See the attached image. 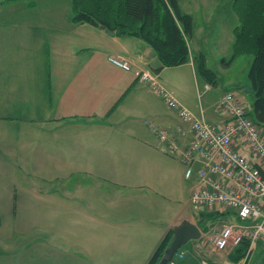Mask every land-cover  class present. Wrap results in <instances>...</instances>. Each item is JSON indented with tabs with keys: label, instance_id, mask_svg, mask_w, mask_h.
<instances>
[{
	"label": "crops",
	"instance_id": "crops-1",
	"mask_svg": "<svg viewBox=\"0 0 264 264\" xmlns=\"http://www.w3.org/2000/svg\"><path fill=\"white\" fill-rule=\"evenodd\" d=\"M2 2L3 0L0 1V3ZM29 6L33 7V5ZM4 18L0 19V36L6 33L9 37L10 40L6 46L13 48L11 53L17 49H24L28 52L23 53V55L40 59L42 58L41 52H47L46 49L48 48L56 56H53L54 65L50 66V71H53L52 74L49 72L48 66L43 68L39 64V68L35 69V64L32 62L29 64V68L16 75L17 72L14 70L16 64L10 62L11 74L7 76L3 71L2 63L0 64V98L2 99L0 119L3 123L15 121L17 126L19 123L20 126H28L24 134L38 130V135H48L49 143L47 146L52 164L57 163V153L64 148L69 149L70 147L71 151L76 150L77 164L74 166L85 168L84 170L88 171L89 176L97 184L108 185L111 182L114 187L110 186L109 188L115 189L116 197L120 200L119 206L122 205L127 210L137 208L136 201L133 200L128 186L132 183L131 178L136 177L133 174V168L136 164L130 161L131 164L126 167V174H123L122 170L114 168L116 163L123 164V162L119 159L107 160V151L115 150L117 142L107 145L112 141L108 142L98 137V145L95 147V141H93L95 139L92 142L88 135L94 134L103 137L110 134L112 138L116 139L117 135H122L123 132L133 136L134 131L140 130L142 127L153 132V128L146 123L150 118L151 124L156 128L171 131L172 139L181 141L182 145H185L192 138V132L187 122L181 120L177 111L167 106L165 101L155 94L146 83L139 81L136 71L155 70L163 82L161 74L166 69H172L171 74L169 73L170 81L163 82V86H167L165 88L182 106L190 110L194 116H204L208 121L214 123L221 124L228 121L227 115L220 106L219 98L216 101L214 97L213 103L209 98L201 99V94L207 92L208 89L200 88L199 83L195 80V92L198 99L195 102L192 81L186 88L183 86L188 80H184L186 78L179 69L193 73L195 67L193 57L196 56L197 51L202 54L201 49L197 46L193 51L190 39L188 44L191 59L188 62L171 67L164 66L156 71L160 64L157 55L149 45L137 36H120L115 30H113L114 34L112 35L99 25L70 20V24L65 21L66 27L63 33L65 36L58 37L54 35L52 26L46 20L39 21L33 18V21L29 22L25 17H19L20 20L18 21ZM193 36L194 27L191 38ZM0 39L3 40L2 37ZM15 47L19 48L16 49ZM9 55L4 54L3 57H7L10 61L12 58ZM109 56L128 59L131 69H114L108 64ZM110 71L118 74L110 73ZM228 90L224 89L223 93ZM114 100H118V103L113 109H110ZM253 100L254 94L250 101L251 108L247 109L244 106L250 114L254 111ZM163 104L167 108H163ZM121 125H126V128L121 127ZM260 126L264 136V125ZM153 135L159 141L155 132ZM61 140H65V143H60L58 146V141L61 142ZM137 142L142 144L141 150L156 153L161 148L168 155L160 142V147H157L158 145L154 146L153 142L132 139L131 146L134 147ZM29 147L37 149L41 147V144L38 145L35 140L31 139ZM8 150L11 151L12 149L8 147ZM240 152L251 160H256L246 146L241 145ZM69 161L71 162L70 159ZM180 162L183 163L182 160ZM109 163L112 166H109ZM50 179L49 182L55 185L49 191H44L41 197L48 198L54 195L63 198L68 196L73 206L71 211L75 216L78 215L80 211L76 209L77 204L73 203L76 198L72 191L63 188L64 186H60L62 188L60 191L57 186L58 182L53 178ZM163 197L159 198V201L162 202ZM85 204L87 208L81 209L83 217L88 216L101 220L103 229L106 225L115 228L114 231H109L112 233V237H110L113 239L112 244H106L104 240L97 237H82L86 234L81 228L82 221L79 222V219H76L78 220L76 225L68 226L62 223V227H55V231L45 226L46 231L51 232L50 234L44 233L42 229H36L35 241L27 242V244L34 242L33 264H123V258L132 254L145 253L147 246H149L148 252L150 248L153 252L154 242L146 241L141 237V234L144 236V229L147 225L143 221L140 222L141 217L132 218L131 222L107 223L106 219L109 217L101 213L102 210H99L98 206L89 203L88 197H86ZM100 204L102 205L101 202ZM211 210V214L225 212L222 208ZM202 211L209 212L207 209ZM226 213L230 214L231 219L232 214L227 210ZM184 219L189 220L199 228L200 237L186 242L180 248L179 253L175 255L173 263L168 264H201L202 261H206V264H240L242 258L236 259L234 252L236 247L230 246L226 250H217L214 246L213 237L222 225L216 227L212 233L206 234L199 225V220L194 216L177 215L172 219L163 221V236L168 231L172 232V228ZM159 228L162 229L160 226ZM58 231L68 232L67 236L70 237L60 233L57 236L53 234V232ZM141 248L143 249L141 250ZM3 254L5 253L0 251V264H9L10 261H7ZM259 255L264 260V246L256 243L245 264H248L252 256L255 258ZM147 256L148 254L143 255L142 258H137L134 264H145L148 260Z\"/></svg>",
	"mask_w": 264,
	"mask_h": 264
},
{
	"label": "rangeland",
	"instance_id": "rangeland-1",
	"mask_svg": "<svg viewBox=\"0 0 264 264\" xmlns=\"http://www.w3.org/2000/svg\"><path fill=\"white\" fill-rule=\"evenodd\" d=\"M177 1L182 11L189 13L193 20L194 36L189 38L191 48L193 51L195 46L201 49V53L206 60V66L212 69L216 78V82L209 83L196 67H194L193 73L179 69L186 78L184 80H188L183 86L186 88L189 82L192 81L195 102L198 100L195 92V80L199 83L200 88L204 87L205 84L209 85L208 91L201 94V99L209 98L211 103H213L214 97L216 101L221 98L224 89H229V91L234 92L247 109H250V101L254 92L252 90L247 91L243 86L249 85L248 70L252 55L241 54L231 59L233 29L239 24L232 4L234 0ZM29 5H33V7ZM73 15L71 0H3L0 3V19L7 17L4 19L9 18L18 21L20 20L19 17H25L29 22H32L33 18L39 21L46 20L52 26L54 35L58 37L65 36V34L63 35L66 27L65 21L70 24ZM39 31L43 32L42 30ZM108 34L110 33L108 32ZM0 37L3 38V40L0 39V64L2 63L4 68L2 69L7 76L11 74L9 70L12 67L10 62L16 64L14 69L17 72L16 75L29 68V64L32 62L35 64V69L39 68L38 65L40 64L43 68L48 66L49 72L53 73V71H50V66L54 65L55 59L53 56L56 55L51 53L48 48L46 49L47 52H41L42 58H30L23 55L28 51L17 49L19 47H15L17 50L11 53L13 48L6 46V43L10 40L7 34L5 33ZM4 54H10L9 57L12 60L9 61L7 57H3ZM196 55H199L198 51ZM112 57L129 62L124 57ZM108 64L114 69H120V67L109 61ZM120 70L124 69L121 68ZM120 70L119 72H121ZM171 70L166 69L161 74L164 83H166V80L170 81L169 73L171 74ZM152 71L155 72V70ZM110 73L115 72L110 71ZM157 79L163 85L158 73ZM165 87L167 88L166 85H164ZM149 88L161 97L150 86ZM117 103L118 100H114L110 109H113ZM1 106L2 99L0 98V110ZM162 107L167 108L165 104ZM190 113L194 116L191 111ZM220 113L223 114L222 111ZM148 121L152 123L150 118ZM150 124H148L149 127H151ZM121 127L126 128V125H121ZM27 128L28 126L25 125L20 126V123L17 126L15 121L3 123L0 119V251L5 253L3 257L10 261L9 264L34 263L35 254H32L34 242L31 244H27V242L35 241L36 229H42L44 233L50 234L51 232H47L45 226L55 231V227L61 228L62 223L68 226L76 225L75 223L78 221L76 219H79V222L82 221L81 228L86 234L82 237H97L104 240L106 244H112L113 239L110 238L112 233L109 231H114L115 228L106 225L103 229L101 220L82 216L81 209L83 207L87 208L85 204L86 197H88L89 203L98 206L99 210H102L101 213L109 217L106 219L107 223L131 222L132 218L141 217L140 222L143 221L147 224L144 229L146 239L142 234L141 237L146 241L154 242L152 250L163 237L164 220L172 219L177 215L184 217L192 215L199 220V225L206 234L212 233L216 227L230 220V214L226 213V210L218 214H211V209H207L209 212H205L202 211L203 209L199 210L192 205L190 201L192 182L183 176L185 166L180 162L181 157H175L169 153V138L161 139L156 134V130H159V128L153 129L159 141L154 138L153 132L146 130L145 127L134 131L133 136L125 132L122 135L118 134L116 139L112 138L110 134L103 137L94 134L88 135L91 141L95 139L93 140L95 141V147L98 145V137L108 142L112 141L107 145L117 142L115 150L107 151V160L119 159L123 162V164L116 163L114 166L117 170H122L123 174H126L127 166L131 163L136 164L133 168V174L136 177L131 178L132 183L128 186L134 198L133 200L136 201L137 208L131 210L125 209L122 205L119 206L120 200L116 197L115 189L109 188L110 186L114 187L111 182L108 185L97 184L89 176L88 171L84 170L85 168L74 166L77 164L76 150L71 151L70 147L69 149L64 148L57 153V163L52 164L47 146L49 143L48 135H38V130L24 134ZM31 139L35 140L38 145L41 144V147L37 149L29 147ZM132 139L153 142L152 144L154 146L158 145L157 147H160V142L170 156L164 153L161 148L156 153L141 150L142 144L138 142L133 147L131 146ZM176 141L182 146L181 141ZM60 143H65V140L58 141V146ZM8 147L12 150L9 151ZM109 166H112V164L109 163ZM127 174L130 177L128 172ZM50 178L58 182L56 184L60 191H62L60 186L72 191L73 196L76 198L73 203L77 204L76 209L80 211L78 215L75 216L71 211L73 206L68 196L63 198L54 195L48 198L41 197L44 191H49L55 185L49 182ZM149 189L153 190H150V192ZM162 196L164 197L161 202L159 198ZM153 203L155 204L151 205ZM67 213H69L68 216H65ZM59 233L67 236L68 232H53L56 236ZM148 247H146L145 253L132 254L123 258V264H134L137 258H142L143 255L147 254L150 256L152 252L151 248L148 252ZM253 258V256L250 258L248 264H264V260L261 259L260 255L255 257L254 260ZM240 264H243L242 260Z\"/></svg>",
	"mask_w": 264,
	"mask_h": 264
},
{
	"label": "built area",
	"instance_id": "built-area-1",
	"mask_svg": "<svg viewBox=\"0 0 264 264\" xmlns=\"http://www.w3.org/2000/svg\"><path fill=\"white\" fill-rule=\"evenodd\" d=\"M108 60L124 70L131 68L127 60L112 56ZM135 73L139 81L155 90L187 122L192 138L185 145L172 139L167 129H157L156 134L161 139L169 138V152L181 157L184 176L192 182V205L199 210L222 208L232 214L213 237L214 246L217 250H226L246 240L248 245L242 257L245 264L256 243L264 246V136L261 126L232 91H225L220 98L228 121L218 124L204 116H193L159 83L157 73L150 69ZM204 88L209 89V85ZM241 145L246 146L256 160L241 153Z\"/></svg>",
	"mask_w": 264,
	"mask_h": 264
},
{
	"label": "trees",
	"instance_id": "trees-1",
	"mask_svg": "<svg viewBox=\"0 0 264 264\" xmlns=\"http://www.w3.org/2000/svg\"><path fill=\"white\" fill-rule=\"evenodd\" d=\"M74 22L105 25L120 36H137L149 45L162 67L177 66L191 58L188 40L192 36V17L183 12L177 0H71ZM239 24L233 29L231 59L251 54L249 84L254 92L252 118L264 125V0H234ZM195 67L206 80L216 82L212 69L202 54L193 57ZM172 237L168 231L154 248L146 264H157ZM248 242L235 249L242 258ZM237 255V256H236Z\"/></svg>",
	"mask_w": 264,
	"mask_h": 264
},
{
	"label": "water",
	"instance_id": "water-1",
	"mask_svg": "<svg viewBox=\"0 0 264 264\" xmlns=\"http://www.w3.org/2000/svg\"><path fill=\"white\" fill-rule=\"evenodd\" d=\"M101 28H105L110 34H114V31L105 27V25H99ZM154 52V51H153ZM155 53V52H154ZM247 91H251L250 85L243 86ZM200 237L199 228L187 219L182 220L179 224L172 228V237L164 249L163 255L161 256L157 264H168L170 263L175 254L178 253L179 249L189 240H195Z\"/></svg>",
	"mask_w": 264,
	"mask_h": 264
}]
</instances>
